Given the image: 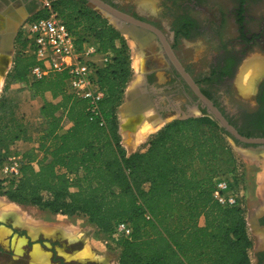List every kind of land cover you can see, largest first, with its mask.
I'll return each mask as SVG.
<instances>
[{"label":"trees","instance_id":"trees-1","mask_svg":"<svg viewBox=\"0 0 264 264\" xmlns=\"http://www.w3.org/2000/svg\"><path fill=\"white\" fill-rule=\"evenodd\" d=\"M54 7L79 45L94 41L112 53L98 71L106 91L101 115L92 118L87 101L69 93L66 72L31 82L30 69L36 64L48 69L50 63L19 52L0 98V140L21 142L13 153L23 163L16 185L0 182L1 196L53 214L81 212L103 234L128 223L132 235L122 241L118 264H251L246 209L222 207L213 196L219 177L237 167L234 156L221 158L222 136L228 134L208 116L175 120L147 148L127 156L117 115L133 78L126 42L84 0H62ZM44 15L39 11L33 18ZM12 86L38 102L37 138L17 124L15 103L6 94ZM239 132L264 138V132Z\"/></svg>","mask_w":264,"mask_h":264},{"label":"flooded vegetation","instance_id":"flooded-vegetation-1","mask_svg":"<svg viewBox=\"0 0 264 264\" xmlns=\"http://www.w3.org/2000/svg\"><path fill=\"white\" fill-rule=\"evenodd\" d=\"M103 1L161 31L184 71L228 121L242 133L263 134L264 77L257 84L252 111L239 108L230 115L224 101L225 92L234 85L244 57L254 52L264 54V20L257 31L249 29L247 6L250 0H236L234 8L225 10L205 5L201 0H151L155 5L152 10L143 5L145 0ZM42 3L43 0H0V74L5 69L9 52L15 50L18 26L44 10ZM228 23L233 24L230 32ZM198 39L203 40L205 51L211 54L206 63L202 62V51L195 56V50L201 47L196 44ZM154 44H157L164 66L139 72L131 83L130 95L142 100L140 105L149 106L147 108L159 118L192 116L194 110L206 114L198 96L168 58L161 41L157 39ZM249 223L255 240L251 264H264V208L250 216Z\"/></svg>","mask_w":264,"mask_h":264},{"label":"rangeland","instance_id":"rangeland-1","mask_svg":"<svg viewBox=\"0 0 264 264\" xmlns=\"http://www.w3.org/2000/svg\"><path fill=\"white\" fill-rule=\"evenodd\" d=\"M61 1L62 0H52V3L57 4ZM45 3L46 1L43 0V7ZM142 3L144 6L151 8V10L153 9V6H155L151 0H145ZM201 3L211 6L216 5L224 10L229 8L232 9L237 5L236 0H201ZM86 7L91 9L87 4ZM247 10L250 17V20L248 21L249 29L251 31H257L258 27H260V22L264 20V0H250L248 2ZM41 11L44 10L42 9ZM93 11L99 14L103 20L107 21L110 26L114 27L110 23L108 16L102 14L98 10ZM25 17L26 16H24V18ZM197 18H199V16H197ZM228 29L229 32L233 29L232 23H228ZM121 36L124 38L129 50L133 77L139 74V72H145L150 68L164 66V61L158 54L157 44L144 47L133 40L129 35L121 34ZM196 44L203 47H199L195 50V56L198 57V54L202 51L201 53L204 58L202 62L206 63L210 60L211 54L205 51L206 47H204L202 39H198ZM14 49V51L12 50L9 52V58L7 59V63L4 65L5 69L0 74V98L3 95L4 89L13 73L15 57L18 54L17 44H15ZM257 61H261L264 64V54L254 52L244 57L242 64L236 73L234 85L225 92L224 101L228 105L225 107L226 111L230 113V115L233 114L234 110L239 108L246 111H252V108H254V94L258 82L264 77V72L251 75L250 79L245 84L241 78L245 68ZM158 75H161V73ZM240 86L243 87L241 88ZM6 94L15 103V109L17 110V124L26 126L29 129V135L37 138L38 128L36 124L38 122L36 121L35 114L38 102L32 100L27 92L20 90L17 86H12ZM33 101L35 103H33ZM124 103L125 96L123 103L118 108L117 115L121 144L126 151V154H135L136 152L147 148L148 143L152 140V138L163 130L166 125L173 122L172 120L166 121L154 116L151 110L141 113L139 118L134 117L128 122H124L122 119L124 115L122 106ZM194 113L197 115L196 118L201 117L198 114V110H194ZM145 123L152 125L156 124L153 126L158 129L155 132L148 134L147 138L144 140H140L138 142V130ZM21 144V142L13 143L12 141L0 140V159L5 155L9 156L11 153L19 150L21 148ZM222 145L223 149L221 158L225 161H229L230 158L234 156V158H236L241 165V179H243V181L241 186L237 187L236 192L239 195L243 194L241 202L242 206L246 209V221L248 225L249 217L264 208V151L260 153H250V156L242 155L236 148L241 145L233 142L229 136H222ZM242 147L248 148V146L244 145H242ZM51 215H53V213L47 210L9 201L6 197L1 196L0 194V228L5 227L10 230V235L7 239L8 242L0 243V264H34L30 253L36 245L42 247L43 250L50 253V257L54 258V256H56V258L60 260V256L58 255L56 249L59 242H51L45 237H40L38 231L41 225L45 230L48 229V231L57 232L59 235H62L63 230L67 227L73 228L74 237L76 236L77 238L76 245L73 249L79 251L76 256L77 259H75L73 264H115L116 260V264L118 263L119 256L122 251L123 238L116 237L114 233L110 235L101 233L97 227L89 223L86 216L78 211L65 215L56 214L58 215L57 217H51ZM46 216H48L49 219L48 223L45 224V221L42 220L46 219ZM24 224H27V226L30 225L29 232L25 229L17 227L18 225ZM200 224L204 225V219L200 220ZM33 231H37L34 237L31 235L34 234ZM249 236L253 243V250L255 240L253 236H251L250 230ZM17 237L25 239L24 251L19 255L14 248V240ZM66 256L68 257V255ZM252 259L251 253V261ZM56 263L59 264V262Z\"/></svg>","mask_w":264,"mask_h":264},{"label":"built area","instance_id":"built-area-1","mask_svg":"<svg viewBox=\"0 0 264 264\" xmlns=\"http://www.w3.org/2000/svg\"><path fill=\"white\" fill-rule=\"evenodd\" d=\"M46 15L24 20L19 25L18 36L21 42L17 51L25 56H34L37 62L48 61L50 68H42L39 64L33 66L28 74L31 82L49 77L52 73L66 72V85L69 93L78 99L87 101L88 111L92 118L100 117V103L106 97L98 81V71L109 64L112 53H104L94 41L78 44V37L71 31L52 1L44 5ZM23 43L26 44L23 47ZM22 157L14 153L7 156L0 164V182L4 186H14L21 177ZM241 165L237 161L234 174L222 175L217 180L214 199L225 208L242 206L243 194L236 192L241 186ZM114 235L129 239L132 228L126 222H119Z\"/></svg>","mask_w":264,"mask_h":264},{"label":"water","instance_id":"water-1","mask_svg":"<svg viewBox=\"0 0 264 264\" xmlns=\"http://www.w3.org/2000/svg\"><path fill=\"white\" fill-rule=\"evenodd\" d=\"M86 4L93 10H98L102 14L108 16L110 23L120 32L122 35H129L133 40L137 43L141 44L144 47H148L153 42H156L157 39L161 41V46L165 50L170 61L175 65L177 70L181 73L183 78L186 80L190 88L193 92L198 96L199 103H201L202 107L206 109V114H202L199 112V116H208L213 119L219 127L228 134V136L232 139L233 142L239 145L240 147H236L237 151L242 155H249L250 153H260L264 151V138L258 137H246L242 135L225 117V115L214 105V103L207 98L199 89L197 84L193 81V79L184 71L182 65L177 61L174 54L172 53L166 37L163 33L152 26L143 23L135 18L124 14L113 6L109 5L103 0H84ZM21 24V23H20ZM19 29V26H18ZM18 31V30H17ZM12 42V41H11ZM10 42V45H12ZM130 88H128L126 92V103L123 105L122 110L131 114L130 112L133 109L130 108L129 104L134 100V96L130 95ZM130 96V97H129ZM146 106L144 109H140L143 112L149 111L150 109ZM197 115L194 114L192 116H187L183 118L178 117H169V118H161L162 120H186L189 118H196ZM242 145L248 146V148H243ZM250 156V155H249ZM250 224V223H249Z\"/></svg>","mask_w":264,"mask_h":264},{"label":"crops","instance_id":"crops-1","mask_svg":"<svg viewBox=\"0 0 264 264\" xmlns=\"http://www.w3.org/2000/svg\"><path fill=\"white\" fill-rule=\"evenodd\" d=\"M133 79H134V77H133ZM130 86H131V84H129L128 88H130ZM128 88H127V90H128ZM127 90H126V92H127ZM126 102L127 101H126V93H125V103ZM33 103H35V102L33 101ZM140 103H142V100H140V99L138 100L137 98H134V100L131 102V104H129L130 108L133 109V111L130 112L132 115V116H130L131 119L134 117L139 118L141 116L140 114L143 113V111L140 109H142V108L144 109L146 106H142V105H140ZM132 154L133 153H129V154H127V156H131ZM57 216L58 215H56V214L51 215V217H57ZM48 219H49V217L46 216V219H43L42 221H45V224H46V223H48ZM52 221H55V220H52ZM248 225L250 227L249 223H248ZM29 226H27V224H24V225H18L17 227L21 228V229H25L29 232ZM73 231H74L73 228L67 227L66 229L63 230L62 235H59L57 232L48 231V229L45 230L44 228H42V225H41L39 227L38 233H39L40 237H45V238L49 239L51 242H54V241L59 242V245L56 249H57L58 255L60 256V259L63 260V262L65 264H71V263L73 264L75 259H77V257H76L77 253H79V251H77L76 249H73L76 245V240H77L76 236L74 237ZM33 233L34 234H31V235H33V237H34L35 233H37V231H33ZM63 254L68 255V257H66ZM50 260L54 264H58V263L53 261L52 257H50ZM116 262H117V260L115 261V264H116Z\"/></svg>","mask_w":264,"mask_h":264},{"label":"bare ground","instance_id":"bare-ground-1","mask_svg":"<svg viewBox=\"0 0 264 264\" xmlns=\"http://www.w3.org/2000/svg\"><path fill=\"white\" fill-rule=\"evenodd\" d=\"M259 72H264V64L261 61H257L253 64L248 65L243 72L241 80L245 84L250 79L251 75L258 74ZM240 87L242 88L243 86H240ZM123 114H124L122 117L123 121L128 122L131 119L130 116H132V115L131 114L129 115L127 112H125V110L123 111ZM153 125L155 126L156 124H153ZM153 125L145 123L138 130V135H137L138 136V140H137L138 142L140 140L141 141L144 140L145 138H147L148 134L153 133L158 129V128L154 127ZM249 155H251V154H249ZM9 235H10V230L5 228V227H1L0 228V243L8 242L7 239L9 237ZM24 246H25V239L24 238H20V237L15 238L14 248H15L18 255L23 253ZM30 254H31L30 255L31 258L33 259L34 264H54L50 260V253L46 252L45 250L42 249V247H40L38 245H36L33 248V250L31 251Z\"/></svg>","mask_w":264,"mask_h":264}]
</instances>
